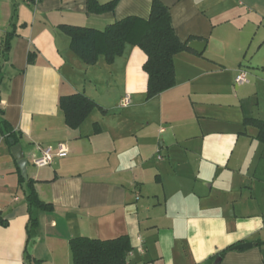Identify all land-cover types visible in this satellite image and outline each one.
<instances>
[{
  "label": "crops",
  "instance_id": "1",
  "mask_svg": "<svg viewBox=\"0 0 264 264\" xmlns=\"http://www.w3.org/2000/svg\"><path fill=\"white\" fill-rule=\"evenodd\" d=\"M86 1L0 0V49L14 23L0 58V120L17 136L38 198L52 205L29 211L0 130V264H73L71 238L121 235L132 247L127 264H264V141L246 121H264V0H160L177 38L203 47L176 53L174 85L150 98L138 46L86 64L59 26L146 19L151 0H117L101 13ZM73 93L97 107L70 128L59 98ZM45 149L65 152L35 166ZM244 241L252 246L225 250Z\"/></svg>",
  "mask_w": 264,
  "mask_h": 264
},
{
  "label": "trees",
  "instance_id": "2",
  "mask_svg": "<svg viewBox=\"0 0 264 264\" xmlns=\"http://www.w3.org/2000/svg\"><path fill=\"white\" fill-rule=\"evenodd\" d=\"M117 0L99 4L96 0L86 1L88 13H101L112 10ZM13 10L12 17L14 18ZM5 32L1 40V64L8 59L10 40L14 32ZM59 29L69 38V49L86 64L95 63L99 54H104L107 62L122 53L126 43L138 46L145 54L143 70L147 74L146 98L153 97L172 87L174 81L173 56L180 51H192L187 41H180L171 26L169 8L160 0H151L149 15L146 19L137 16H126L108 24L103 30L90 27L63 24ZM34 54L29 52L27 62L33 61ZM59 107L63 111L68 127L78 126L89 112L97 107L96 103L82 93H73L59 98ZM258 128V137L264 141V121L247 119ZM1 136L8 142L12 139L17 144V136L4 119L0 120ZM9 143V142H8ZM10 144V143H9ZM11 145V144H10ZM23 184L28 209L37 207L51 210L52 205L41 201L35 191V181L19 176ZM31 226L36 224L35 218L29 219ZM0 224H4L0 220ZM69 248L73 264H127L126 258L131 250L129 238L121 235L113 239L99 240L88 237H73L69 240ZM231 247L226 248L228 250ZM221 251L218 255L222 256ZM32 261L30 255H26Z\"/></svg>",
  "mask_w": 264,
  "mask_h": 264
},
{
  "label": "built area",
  "instance_id": "3",
  "mask_svg": "<svg viewBox=\"0 0 264 264\" xmlns=\"http://www.w3.org/2000/svg\"><path fill=\"white\" fill-rule=\"evenodd\" d=\"M247 80V71L244 68H239L234 77V83L242 84L247 82ZM130 101V95L128 93H125L119 101V106L126 107L130 103ZM64 152V149H59L56 153H51L49 149H45L42 151V154L40 156L33 159V164L38 167L48 165L49 163H51L55 155H63Z\"/></svg>",
  "mask_w": 264,
  "mask_h": 264
},
{
  "label": "water",
  "instance_id": "4",
  "mask_svg": "<svg viewBox=\"0 0 264 264\" xmlns=\"http://www.w3.org/2000/svg\"><path fill=\"white\" fill-rule=\"evenodd\" d=\"M189 46L194 47L196 51L200 52L201 48L203 47V43L192 42L189 44ZM8 142L12 145L11 152L17 160V165H18L19 170H20V175L23 178H26L27 176H26V170L25 169H26L27 161L22 155L20 145L14 144L12 139H8ZM251 246H252L251 242L244 241V242H240V243L232 245L230 249H245V248H250ZM219 258L220 257H218V260H219Z\"/></svg>",
  "mask_w": 264,
  "mask_h": 264
}]
</instances>
